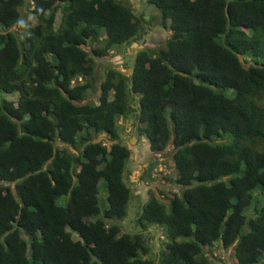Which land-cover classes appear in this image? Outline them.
Segmentation results:
<instances>
[{
	"label": "trees",
	"instance_id": "obj_1",
	"mask_svg": "<svg viewBox=\"0 0 264 264\" xmlns=\"http://www.w3.org/2000/svg\"><path fill=\"white\" fill-rule=\"evenodd\" d=\"M147 2L165 38L98 74L93 57L143 32L127 3L0 0V264H214L203 246L216 239L233 264H264V0ZM130 111L179 187L136 212L142 229L163 226L156 251L118 222Z\"/></svg>",
	"mask_w": 264,
	"mask_h": 264
},
{
	"label": "rangeland",
	"instance_id": "obj_2",
	"mask_svg": "<svg viewBox=\"0 0 264 264\" xmlns=\"http://www.w3.org/2000/svg\"><path fill=\"white\" fill-rule=\"evenodd\" d=\"M120 1L127 3L126 5L130 7L132 13L138 16L140 15L146 20V24L143 26L144 29L142 34L136 40L113 48L107 55L93 57L96 62V71L98 74H101L102 70L107 65L120 67L128 64L136 49L142 46H154L163 40L167 34L166 29L160 24H157L156 20L152 18L159 17L158 10L153 4L147 2V0ZM32 22L33 18L30 12H28V8L23 7L21 8L17 24L13 26L12 29L20 33ZM91 44L93 43L88 41L85 45V49L88 52ZM0 94H4V96L7 95L2 93V91H0ZM95 95L96 93H92L88 98L94 99ZM8 96L13 97V95ZM137 99L138 94L134 93L133 102L135 105L137 104ZM133 120L132 111L127 113L124 117H118L117 119L122 138L121 140L130 149L129 158L126 162L127 172L124 174V179L131 188L125 214L121 219H118V222L122 230L148 233L146 237L148 238L147 242L149 247L151 251H156L162 246L163 241L166 239L163 234V226L154 223L142 229L136 222V212L138 211L139 205L145 200L148 191H151L166 203V197L173 192H178L179 187L173 182L175 172L170 156L161 153L155 155L149 151L142 137H137V135L134 134ZM252 191L258 192V199L262 201L264 191L260 192L258 186L252 189ZM105 193L104 183L99 184L98 196L102 198L100 199L104 205L106 203ZM57 201L63 204L64 196H59ZM70 233L72 237H78L74 231L70 230ZM203 251L214 264H233L231 249L229 247L222 248L218 239L214 240L210 245H204ZM150 255L151 253L149 252L148 256Z\"/></svg>",
	"mask_w": 264,
	"mask_h": 264
}]
</instances>
